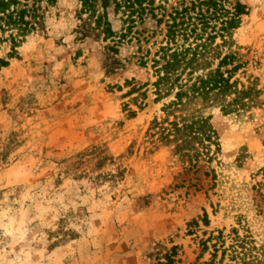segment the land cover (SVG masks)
Here are the masks:
<instances>
[{"label":"rangeland","instance_id":"rangeland-1","mask_svg":"<svg viewBox=\"0 0 264 264\" xmlns=\"http://www.w3.org/2000/svg\"><path fill=\"white\" fill-rule=\"evenodd\" d=\"M108 1L111 33L100 0L30 2L35 28L15 48L0 30V264H234L236 236L263 249L264 0H237L232 48L263 105L208 112L200 144L172 131L173 96L156 101L139 59L165 45L168 16L205 0H154L155 20L134 14L120 43Z\"/></svg>","mask_w":264,"mask_h":264},{"label":"trees","instance_id":"trees-1","mask_svg":"<svg viewBox=\"0 0 264 264\" xmlns=\"http://www.w3.org/2000/svg\"><path fill=\"white\" fill-rule=\"evenodd\" d=\"M30 2L34 5L39 0H0V30L10 32L12 48L35 28V23L29 19L32 18ZM100 3L104 13L97 22L101 24L103 20L104 31L111 33L106 13L110 3L108 0H100ZM154 3V0L112 2L114 15L121 14L120 21L125 29L120 31L118 43L131 33L130 25L136 23L134 14L138 21L144 13L155 20L154 12L160 7L155 8ZM82 4L86 5L85 2ZM222 4V0H205L192 4L190 9L175 11L165 22V45L159 47L152 60L146 56L139 59L141 67L146 68L148 62L151 63L156 101L173 96L164 112L175 118L170 126L175 134L183 135L182 144L211 143L214 133L209 125L211 117L206 116L208 112L219 110L222 115L242 114L263 105L262 92L255 78L247 77L245 83L235 78L241 70L240 75L246 76L247 63L232 51L233 34L240 26L241 16L247 14L246 7L237 0H228L229 10L226 11ZM196 8L198 14L190 16ZM218 22L216 30L214 24ZM161 23L162 20H156L158 26ZM224 50L227 52L223 53ZM127 84L131 86L130 82ZM136 90L132 87V92ZM141 96L145 98L144 94ZM235 239L230 252L231 262L264 264V248L258 250L251 246L248 238L236 236Z\"/></svg>","mask_w":264,"mask_h":264}]
</instances>
